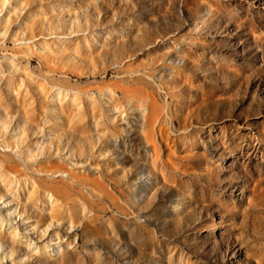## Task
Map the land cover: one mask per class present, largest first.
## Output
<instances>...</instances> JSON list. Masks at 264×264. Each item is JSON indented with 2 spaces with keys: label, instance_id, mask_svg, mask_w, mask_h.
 Returning <instances> with one entry per match:
<instances>
[{
  "label": "rangeland",
  "instance_id": "1",
  "mask_svg": "<svg viewBox=\"0 0 264 264\" xmlns=\"http://www.w3.org/2000/svg\"><path fill=\"white\" fill-rule=\"evenodd\" d=\"M0 264H264V0H0Z\"/></svg>",
  "mask_w": 264,
  "mask_h": 264
}]
</instances>
